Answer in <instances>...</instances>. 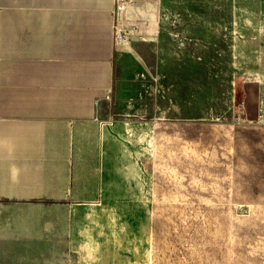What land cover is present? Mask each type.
<instances>
[{
    "label": "rangeland",
    "instance_id": "1",
    "mask_svg": "<svg viewBox=\"0 0 264 264\" xmlns=\"http://www.w3.org/2000/svg\"><path fill=\"white\" fill-rule=\"evenodd\" d=\"M232 1L165 0L158 39L113 59L107 114L128 130L135 181L82 206L94 251L77 264H264V124L244 114Z\"/></svg>",
    "mask_w": 264,
    "mask_h": 264
},
{
    "label": "crops",
    "instance_id": "2",
    "mask_svg": "<svg viewBox=\"0 0 264 264\" xmlns=\"http://www.w3.org/2000/svg\"><path fill=\"white\" fill-rule=\"evenodd\" d=\"M164 1L0 0V264H77L95 214L82 206L130 195L129 133L107 114L113 59L158 39ZM238 2L244 114L264 124L260 0L250 20Z\"/></svg>",
    "mask_w": 264,
    "mask_h": 264
},
{
    "label": "bare ground",
    "instance_id": "3",
    "mask_svg": "<svg viewBox=\"0 0 264 264\" xmlns=\"http://www.w3.org/2000/svg\"><path fill=\"white\" fill-rule=\"evenodd\" d=\"M137 55H138V54H137ZM89 204H90V205L92 204V205L95 206V205H97L98 203H89ZM109 215H110V214H109ZM92 221H93L94 223H98L97 220H95V219H92ZM174 234H175V233H174ZM87 235H88V237H90V240H89L90 242H91V241H93V242L95 241V240L92 238V237H93V235H92V231H90V230L87 231ZM115 238H116V237H115ZM174 243H176V241H175ZM174 243H173V244H174ZM94 244H95V243H94ZM95 245H96V244H95ZM95 245H94V246H95ZM83 249H84L85 251H88V253H90V254H92V252L94 251V247H93L91 244H89L88 241H87L86 244H85V243L83 244ZM98 250H99V249H98ZM172 250H174V249H172ZM177 250H178V249H177ZM178 251H179V250H178ZM174 252H175V251H174ZM180 252H182V251H180ZM160 254H161V253H160ZM174 256H175V255H174ZM165 257H166V256H165ZM180 259H182V258H180ZM146 260H147V259H146ZM174 260H175V259H174ZM174 260H173V261H174ZM176 260H177V259H176ZM139 263H140V262H139ZM144 263H145V262H144ZM150 263H151L150 261H147V264H150ZM133 264H135V263H133Z\"/></svg>",
    "mask_w": 264,
    "mask_h": 264
},
{
    "label": "built area",
    "instance_id": "4",
    "mask_svg": "<svg viewBox=\"0 0 264 264\" xmlns=\"http://www.w3.org/2000/svg\"><path fill=\"white\" fill-rule=\"evenodd\" d=\"M126 0H116V9L119 10L123 7Z\"/></svg>",
    "mask_w": 264,
    "mask_h": 264
}]
</instances>
